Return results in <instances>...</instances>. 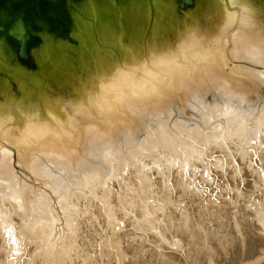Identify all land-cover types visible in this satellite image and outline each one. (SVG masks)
Segmentation results:
<instances>
[{
  "label": "rangeland",
  "instance_id": "1",
  "mask_svg": "<svg viewBox=\"0 0 264 264\" xmlns=\"http://www.w3.org/2000/svg\"><path fill=\"white\" fill-rule=\"evenodd\" d=\"M89 11L85 22L97 21ZM209 106L191 107L196 122L188 131L169 121L144 129V143L107 151L103 173L52 174L61 215L49 205L44 214L19 216L0 190L13 234L9 244L0 232V264H264V111ZM218 113L234 117L232 125Z\"/></svg>",
  "mask_w": 264,
  "mask_h": 264
},
{
  "label": "water",
  "instance_id": "2",
  "mask_svg": "<svg viewBox=\"0 0 264 264\" xmlns=\"http://www.w3.org/2000/svg\"><path fill=\"white\" fill-rule=\"evenodd\" d=\"M241 2L229 6L228 0H0V138L46 126L43 137L48 144H69L59 139L55 128L66 126L64 111L80 95L75 89H90L94 97L110 96L112 83L120 82L118 91L125 95L137 89L130 86L134 78L150 76L156 82L162 66L171 61L170 67L181 66L176 75L188 73L192 63L187 65L179 55L180 46L203 25L216 35L214 24L224 25L223 4L237 14V38L258 28L264 0ZM89 9L96 11L97 21L85 22ZM227 31L231 30L219 33L221 44ZM227 51L221 45L215 58L223 78L235 83ZM203 55L197 62L205 65ZM249 57L256 58L252 53ZM257 70L264 73V68ZM173 107L179 109L181 103ZM56 210L61 215L59 206Z\"/></svg>",
  "mask_w": 264,
  "mask_h": 264
},
{
  "label": "bare ground",
  "instance_id": "3",
  "mask_svg": "<svg viewBox=\"0 0 264 264\" xmlns=\"http://www.w3.org/2000/svg\"><path fill=\"white\" fill-rule=\"evenodd\" d=\"M241 1L242 0H228V3L229 6H238L242 5ZM222 7L225 13L222 11L220 12L224 18V25L214 24L213 30L217 31V34L215 32L216 35H214V33L210 35L213 32L212 29H203V25V28H197V31L195 30L191 34L192 39H189L185 44L180 46L179 55L183 58L185 63L187 62V65H191L190 62L192 63V69L188 73L182 72L176 75V69L181 66L176 65L170 67L174 64V62L171 61L169 64H164L162 66L160 71L161 74L156 79V82L155 80L154 82H151L150 80L152 79H150V76L134 78L133 83L130 86L135 85L137 86V89L135 91H132L131 89V91L125 95L118 91L120 82L112 83L113 91L110 96L100 94V97H94L92 96V93H88L90 89H75V92L78 91L80 95L79 98L71 99L74 103L73 106L70 107L68 111H64V114H67L66 126L62 129L59 127L55 128L59 139L63 138V140H67L69 144H48V141L43 137V135L48 132L46 126H36L33 130L31 127L29 131L27 130L24 134L15 136L14 138L7 136L0 138V190L5 195L4 198L14 206L15 211L19 216H26L24 206L28 208V213H26L29 218L34 215L46 213L49 210V205H52L54 209H58V198L55 197V194H57L55 190L58 181L55 176L52 177V174H65L70 177H77L79 174L86 171L103 173L104 167L102 165V157H104V154L107 151L125 146L133 148L138 145V143H144L146 138H143V130L145 129L147 131L150 127H157V124L169 126V121H174L175 124L182 126V128L187 129V131L192 129L191 123L193 124L196 122V115H193L191 109L193 106H195L194 108H208L211 107L209 105L213 104L214 106L221 103L227 106V109L228 107L234 108L233 110L235 112L245 115L262 110L264 111V73L257 70V68H264V17L259 16L261 22L257 27L260 28V30L257 28L255 32L245 36L243 34V38H237L241 33L240 30H237L234 27V25H238L234 21L235 15L237 14L235 12H228L224 4ZM255 7L258 8V6ZM227 28L231 31H227V36L223 37L221 44V42H219V33L222 29L227 30ZM213 35L214 37L209 40L208 38H211ZM198 42H201L202 46H200ZM248 44L253 45L246 47ZM221 45L228 50L226 57L230 62L227 63V65L229 64V69L232 73L230 75L231 80L235 83L225 80L218 67L221 63L215 58V54H217V49H219ZM200 53H204L203 59L205 58V65L197 62ZM250 53L255 54L256 58H254V60L249 57ZM177 54L178 52L175 55ZM224 61H226V59H224ZM143 63L144 62L139 63L138 65ZM177 101L181 103V108L179 109L173 107V104ZM227 109L225 110L227 111ZM201 111L203 110H198L197 114ZM175 114L177 117H174ZM225 114L222 117L228 121L229 117L226 118ZM231 114L232 113H230V115ZM209 115L210 114H208V116ZM184 116H186V118H184ZM43 117L50 119L51 116L44 115ZM230 120L228 121L229 124H231ZM234 121L236 122V119ZM232 123L234 125V122ZM89 125L93 127V129H88ZM241 125L238 126L240 127ZM243 126H241L240 129H242ZM233 127L236 128L235 126ZM213 135L211 137H213ZM10 149L15 151H11ZM92 151L96 154H99L100 151L103 152L102 155L98 157L91 154ZM143 151L141 150L140 152L144 153ZM89 154L91 155L88 157L87 155ZM109 157L113 158L114 156L111 155ZM132 158L135 160L136 157ZM113 163L114 161L111 162V166H113ZM13 166H15L17 170H14ZM94 179H92L93 182L95 181ZM86 182L87 181H85V183ZM35 189H38L36 193ZM6 206L7 205H4L3 207ZM2 213L0 214V232H4L2 233V239L9 244H13V234L12 232L10 233L11 225L9 226L8 222H6L7 220L4 221V219H2ZM11 214L12 213H10V215ZM10 218L13 219L12 215ZM47 224L44 223L45 226ZM51 226L53 225H50V229H48L49 227L46 229L51 230ZM24 227L27 228L26 226ZM41 229L44 231L45 227L39 228V230ZM13 232L15 231L13 230ZM27 232H29L28 229ZM36 234L37 238L38 236L42 237L40 234L38 235V231ZM36 234L34 233L33 237H36ZM51 234H53V230ZM38 241L41 243L43 240L41 239L40 241L39 239ZM10 250L12 249L10 248ZM15 250L18 251V248L16 249L15 247Z\"/></svg>",
  "mask_w": 264,
  "mask_h": 264
}]
</instances>
